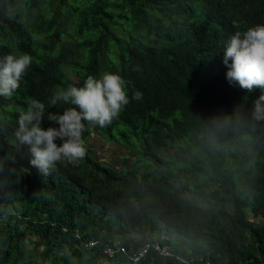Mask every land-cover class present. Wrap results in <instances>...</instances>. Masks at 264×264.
I'll return each mask as SVG.
<instances>
[{"label": "trees", "instance_id": "1", "mask_svg": "<svg viewBox=\"0 0 264 264\" xmlns=\"http://www.w3.org/2000/svg\"><path fill=\"white\" fill-rule=\"evenodd\" d=\"M256 24L264 0H0V56L33 57L0 97V264H133L147 242L171 255L152 247L139 264H264L261 92L230 84L223 63L229 36ZM105 71L130 102L98 129L129 156L101 161L85 133V158L41 177L14 144L27 98L62 112L55 90ZM108 240L128 254L108 257Z\"/></svg>", "mask_w": 264, "mask_h": 264}, {"label": "clouds", "instance_id": "2", "mask_svg": "<svg viewBox=\"0 0 264 264\" xmlns=\"http://www.w3.org/2000/svg\"><path fill=\"white\" fill-rule=\"evenodd\" d=\"M223 63L230 84L249 93L260 90L253 116L264 119V24L230 35L223 47ZM32 64L33 57L26 52L10 51L0 56V97L13 98ZM126 84L116 72L105 71L99 77L89 75L83 86L69 85L51 94L49 108L66 105L62 112H46L44 102L28 97L26 109L19 114L13 130L15 147L27 155L31 167L43 178L50 176L58 163L78 165L86 156L83 135L93 132L94 127L99 131L98 128L109 126L129 104ZM142 96L135 91L131 98L140 100ZM45 116L58 127H43ZM4 172L0 164V175Z\"/></svg>", "mask_w": 264, "mask_h": 264}, {"label": "rangeland", "instance_id": "3", "mask_svg": "<svg viewBox=\"0 0 264 264\" xmlns=\"http://www.w3.org/2000/svg\"><path fill=\"white\" fill-rule=\"evenodd\" d=\"M87 145L94 157L111 164L115 168L122 167L124 162L123 157L129 156L127 148L124 145L108 141L99 131H93L88 136Z\"/></svg>", "mask_w": 264, "mask_h": 264}, {"label": "built area", "instance_id": "4", "mask_svg": "<svg viewBox=\"0 0 264 264\" xmlns=\"http://www.w3.org/2000/svg\"><path fill=\"white\" fill-rule=\"evenodd\" d=\"M79 236V235H78ZM111 240H108V242L105 244V254L108 257H114L117 252H122L124 254H128V249L124 245H119L118 243H115V245H110ZM98 244V240L96 239H89L88 240V247H95ZM155 248L158 250L162 255L168 256L171 255V249L168 246H163L160 242H147L144 245H142L139 249L135 250L133 253L129 255L131 261L133 264H139L143 259L146 258L149 250L151 248Z\"/></svg>", "mask_w": 264, "mask_h": 264}, {"label": "water", "instance_id": "5", "mask_svg": "<svg viewBox=\"0 0 264 264\" xmlns=\"http://www.w3.org/2000/svg\"><path fill=\"white\" fill-rule=\"evenodd\" d=\"M94 131H95V132H97V131H98L96 127H94Z\"/></svg>", "mask_w": 264, "mask_h": 264}]
</instances>
